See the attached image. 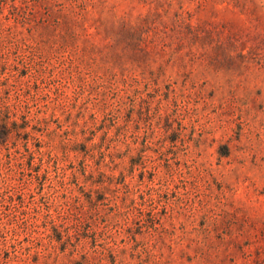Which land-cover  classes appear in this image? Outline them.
Wrapping results in <instances>:
<instances>
[{"label": "rangeland", "instance_id": "obj_1", "mask_svg": "<svg viewBox=\"0 0 264 264\" xmlns=\"http://www.w3.org/2000/svg\"><path fill=\"white\" fill-rule=\"evenodd\" d=\"M0 264H264V0H0Z\"/></svg>", "mask_w": 264, "mask_h": 264}]
</instances>
